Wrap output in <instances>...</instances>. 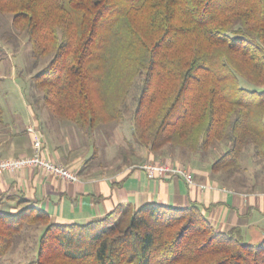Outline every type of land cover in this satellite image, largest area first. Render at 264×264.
<instances>
[{
    "label": "trees",
    "instance_id": "1",
    "mask_svg": "<svg viewBox=\"0 0 264 264\" xmlns=\"http://www.w3.org/2000/svg\"><path fill=\"white\" fill-rule=\"evenodd\" d=\"M0 13L26 32L34 58H49L33 80L37 106L57 119L87 132L120 121L141 77L137 143L156 154L228 142L211 166L228 176L249 146L264 165V89L240 83L264 87V0H0ZM31 227L43 232L26 264H264V241L217 231L198 204L148 203L58 225L24 197L3 195L0 258Z\"/></svg>",
    "mask_w": 264,
    "mask_h": 264
},
{
    "label": "crops",
    "instance_id": "2",
    "mask_svg": "<svg viewBox=\"0 0 264 264\" xmlns=\"http://www.w3.org/2000/svg\"><path fill=\"white\" fill-rule=\"evenodd\" d=\"M0 107L5 116L10 105ZM44 110L30 112L34 124L42 128L37 129L43 140L42 154L68 166L80 179L69 182L38 168L4 172L0 174V198L22 196L58 225L87 224L118 208L129 214L148 203L173 208L198 204L217 231L237 230L249 244L264 241V184L249 179L230 184L229 177L213 174L208 162H191L189 158L184 165L193 175L194 185L178 177H150L143 164L171 161L164 156L156 158L145 147L132 143L133 137L122 134L121 129L87 132L72 123L51 122ZM4 123L7 126L8 122ZM127 145L135 151L130 163L126 162L128 155L119 154ZM180 149H176L177 155ZM33 154L27 129H0V160ZM5 205L11 213L18 210L12 201Z\"/></svg>",
    "mask_w": 264,
    "mask_h": 264
},
{
    "label": "rangeland",
    "instance_id": "3",
    "mask_svg": "<svg viewBox=\"0 0 264 264\" xmlns=\"http://www.w3.org/2000/svg\"><path fill=\"white\" fill-rule=\"evenodd\" d=\"M12 18L13 16L11 14L0 13V106L5 108L8 104L11 109L9 112L10 109L8 108L7 114L2 116L3 121L0 120V129H28L31 127L40 135L37 129L42 128L34 124L30 112L39 110L37 101H39L38 99H42L43 94L35 87L33 77L43 69L49 61V58L37 59L32 56V47L26 32L15 28L12 24ZM142 80L141 77L135 78L134 84L126 96L124 105H122L123 118L117 122L102 124L99 126V129H121L122 134L129 138L133 137V140L131 139L132 143L136 142L133 136V113L137 107L142 88ZM240 83L244 88L255 90L264 89V87L254 86L243 79H241ZM42 109H45L44 111L47 118H51V122L61 121L57 119L48 108L43 107ZM5 121L8 122L7 126L4 123ZM64 122L72 123L68 121ZM77 129L80 128L78 127ZM145 148L151 152L149 148ZM177 148L168 146L161 152L155 154L156 158L164 156L171 162H152L145 164L178 166L185 168L191 173L188 167L184 165V160H186V158H189L191 162H199L200 160L206 163L208 162L206 165L208 168L229 148V144L228 142L217 143L204 153H192L188 149H180V155L176 153ZM121 150L126 151L125 154L128 155L129 158L126 162L130 163L133 160L135 152L131 145L123 146L119 149V151ZM12 158L16 159L19 157H5L3 159ZM212 173L223 176L226 179L229 177L230 184L247 183L248 179L250 181H258L259 184H264V165L255 156L252 146H249L244 151L241 167L235 174L228 176L223 172ZM42 232L43 227H31L26 229L20 238H18L15 248L9 254L0 258V264H26L33 260L37 254L38 239ZM261 242L262 241H252L250 244L259 245Z\"/></svg>",
    "mask_w": 264,
    "mask_h": 264
},
{
    "label": "built area",
    "instance_id": "4",
    "mask_svg": "<svg viewBox=\"0 0 264 264\" xmlns=\"http://www.w3.org/2000/svg\"><path fill=\"white\" fill-rule=\"evenodd\" d=\"M27 132L32 137V146L34 149V154L31 156H22L16 159H1L0 160V174L4 172H13L23 168H38L48 174L59 177L69 182H77L79 176L77 173L59 163H55L45 157L42 154L43 150V140L39 133L33 129L28 128ZM146 170L150 177H178L183 179L189 185H194V179L185 168L178 166H168V165H154L145 164L142 166ZM205 188V186H202Z\"/></svg>",
    "mask_w": 264,
    "mask_h": 264
}]
</instances>
